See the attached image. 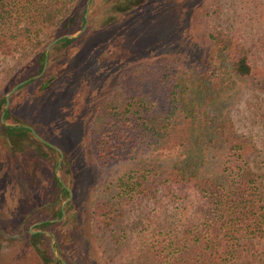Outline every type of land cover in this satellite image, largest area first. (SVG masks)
Here are the masks:
<instances>
[{
  "label": "rangeland",
  "instance_id": "374dc122",
  "mask_svg": "<svg viewBox=\"0 0 264 264\" xmlns=\"http://www.w3.org/2000/svg\"><path fill=\"white\" fill-rule=\"evenodd\" d=\"M67 8L31 41L0 51V120L33 133L12 130L8 142L0 124V264H136L139 255L154 251L159 219L191 215L199 197L190 187L172 186L169 195L122 203V214L102 234L110 246L111 232L122 233L125 250L112 257L96 234L100 168L89 147L96 107L130 71L154 62L186 71L190 79L218 65L222 55L245 54L258 77L264 0H73ZM41 57L45 69L31 78L41 71L34 64ZM243 87L249 91L232 109L234 123L254 141L262 165L264 131L253 121L251 104L264 91ZM62 186H69L70 198ZM38 231L42 236L33 237Z\"/></svg>",
  "mask_w": 264,
  "mask_h": 264
},
{
  "label": "trees",
  "instance_id": "16d2710c",
  "mask_svg": "<svg viewBox=\"0 0 264 264\" xmlns=\"http://www.w3.org/2000/svg\"><path fill=\"white\" fill-rule=\"evenodd\" d=\"M72 1L0 0V51L31 41ZM37 59L40 71L44 58ZM218 61L190 79L170 64L142 65L98 103L89 132L100 168L93 204L98 240L112 257L125 250L122 233L111 232L110 246L102 234L122 214V203L187 186L199 197L191 215L183 212L169 223L159 219L154 251L139 255L136 264H264V163L254 141L237 133L232 112L249 91L244 85L264 91V69L257 77L245 54ZM137 88L141 91L132 94ZM251 109L264 131V98L256 95ZM0 124L8 142L12 130L31 133Z\"/></svg>",
  "mask_w": 264,
  "mask_h": 264
},
{
  "label": "flooded vegetation",
  "instance_id": "af4514ba",
  "mask_svg": "<svg viewBox=\"0 0 264 264\" xmlns=\"http://www.w3.org/2000/svg\"><path fill=\"white\" fill-rule=\"evenodd\" d=\"M82 21H84V23H85V22H86V18L84 17V20H82ZM5 112H6V108H4L3 111H2V115H1L2 118H4V114H5ZM15 126H16V127H21V126H22V127H27V128H29V129H31V127H29V126H27V125H25V124L14 125V127H15ZM31 134L33 135L32 130H31ZM63 187H66V188L69 190V194H67V196H68V198H70V194H71V193H70L69 186H62V187H61V190H62V191H63ZM63 192H64V191H63ZM64 193H65V192H64ZM59 211L61 212V215H59ZM59 211H58V215H59V216H62V215H63V207H61V209H60ZM36 233H41V231H38V232H36ZM36 233H34V234H36ZM34 234L32 235L33 237H41V236H37L38 234H37V235H34Z\"/></svg>",
  "mask_w": 264,
  "mask_h": 264
},
{
  "label": "water",
  "instance_id": "95a60500",
  "mask_svg": "<svg viewBox=\"0 0 264 264\" xmlns=\"http://www.w3.org/2000/svg\"><path fill=\"white\" fill-rule=\"evenodd\" d=\"M70 36H66V38H69ZM61 38V37H60ZM58 40V38L57 39H54L51 43H50V45L47 47V49H46V52H47V50L49 49V47L54 43V42H56ZM46 54V53H45ZM44 69H45V64L43 65V67H42V69H41V71H40V73L38 74V75H36V76H32L31 78H36V77H38L39 75H41V73L44 71ZM31 78H29V79H26V80H23V81H21V82H19V83H17L12 89H11V91L10 92H13L16 88H18L20 85H22V84H24L25 82H27L28 80H30ZM6 104H8V96H6Z\"/></svg>",
  "mask_w": 264,
  "mask_h": 264
}]
</instances>
